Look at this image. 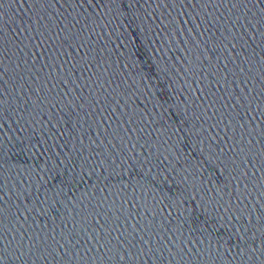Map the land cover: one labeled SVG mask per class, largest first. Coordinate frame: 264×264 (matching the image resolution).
<instances>
[{"label": "water", "instance_id": "95a60500", "mask_svg": "<svg viewBox=\"0 0 264 264\" xmlns=\"http://www.w3.org/2000/svg\"><path fill=\"white\" fill-rule=\"evenodd\" d=\"M257 108L264 0H0V264H264Z\"/></svg>", "mask_w": 264, "mask_h": 264}, {"label": "snow or ice", "instance_id": "6c2138e0", "mask_svg": "<svg viewBox=\"0 0 264 264\" xmlns=\"http://www.w3.org/2000/svg\"><path fill=\"white\" fill-rule=\"evenodd\" d=\"M93 2H95V0H93ZM239 2L241 3H248L249 0H239ZM251 2L255 5V3L257 2V0H251ZM234 6L236 3V0H233ZM56 35H59V33H56ZM35 39H40V35L38 34L37 37ZM53 39V36L49 35L47 36L46 40H40V43L36 45L37 48H41V47H45L46 43L50 40ZM77 40V36L76 35H71L70 37L66 38L63 40L64 44H68L69 47H72L74 42ZM83 47V44L80 43H75V48L76 49H81ZM50 51V49H49ZM87 55V54H85ZM243 99V97H242ZM245 103H247V101H245ZM255 111L257 112V119L260 117V115H264V109H260L257 108L255 109ZM262 131H264V129H262ZM241 143H243V141H241ZM239 155V154H238ZM238 155L236 157H234L233 159H238ZM249 162L251 163V160L249 159ZM0 217H2V213H0ZM105 223L107 224V221H105ZM0 227H2V223H0ZM111 242L109 241V244ZM39 241L38 240H32L30 245H29V249H32L33 247L36 248L37 251H39V247H38Z\"/></svg>", "mask_w": 264, "mask_h": 264}]
</instances>
